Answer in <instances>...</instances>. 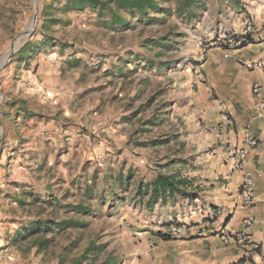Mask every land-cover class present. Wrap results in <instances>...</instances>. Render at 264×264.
Masks as SVG:
<instances>
[{"label": "rangeland", "instance_id": "1", "mask_svg": "<svg viewBox=\"0 0 264 264\" xmlns=\"http://www.w3.org/2000/svg\"><path fill=\"white\" fill-rule=\"evenodd\" d=\"M146 1L141 15L112 0H0V264H101L166 213L152 185L176 151L163 137L172 77L194 71L199 49L264 24V0ZM59 57L61 79L95 84L68 117L39 86L55 82L41 65Z\"/></svg>", "mask_w": 264, "mask_h": 264}, {"label": "crops", "instance_id": "2", "mask_svg": "<svg viewBox=\"0 0 264 264\" xmlns=\"http://www.w3.org/2000/svg\"><path fill=\"white\" fill-rule=\"evenodd\" d=\"M63 59L52 58L41 65V71L50 73L43 74L46 78L56 79L39 81V86L56 110L68 117L74 98L95 84L76 87L78 73L61 79L66 73ZM195 59L194 71L172 77V98L166 108L171 121L163 126L167 144L176 145V151L163 159L170 162L166 176L181 182L176 199L175 192L172 197L164 194L160 204L166 213L156 220L149 217V233L120 238L115 257L101 264H264V111L256 109L258 96L252 91L254 83L264 90V24L258 22L242 46H209L199 49ZM250 60H260L262 67L247 69L244 64ZM88 104L85 113L93 109ZM221 110L229 113V125L219 122ZM108 114L103 111L102 118ZM103 124L99 125L102 129ZM55 130L56 139L67 132L58 123ZM101 134L106 136V132ZM247 136L257 144L247 151L246 167L259 175L253 204L244 207L240 195L243 170L234 167L226 148L242 146ZM248 218L253 220L249 242L242 245L231 237ZM175 224L181 231H171ZM250 242H258L259 247L251 249Z\"/></svg>", "mask_w": 264, "mask_h": 264}, {"label": "built area", "instance_id": "3", "mask_svg": "<svg viewBox=\"0 0 264 264\" xmlns=\"http://www.w3.org/2000/svg\"><path fill=\"white\" fill-rule=\"evenodd\" d=\"M251 35L250 26H247L245 30H243L239 34H232L228 37H225V39L222 41V44L219 45L222 48L227 49H233L237 48L239 46H242L245 44L249 36ZM245 67L247 69H253L262 67V62L260 60H250L247 61L245 64ZM252 91L254 94L258 96V99L256 101V109L258 111H264V90L260 86L259 83H254L252 86ZM219 122L224 125L230 124V115L227 111L221 110L219 112ZM219 127V125H218ZM257 142L254 138L251 136H247L244 140V144L242 146H236V145H228L226 148V156L229 158H232L234 161V167L243 170V178L240 185V195L242 198V205L244 207H249L253 204L254 200V189H255V179L259 175L258 172H255V170L246 167V157H247V151L249 148L256 146ZM252 219L248 218L244 222L243 229L236 232L231 239H234L239 244L246 245L248 240V229L250 225L252 224ZM171 231L179 232L181 231V227L175 224ZM249 246L251 249H255L259 247L258 242H250ZM6 250H0V258H3L5 255ZM264 259V253L263 258Z\"/></svg>", "mask_w": 264, "mask_h": 264}, {"label": "trees", "instance_id": "4", "mask_svg": "<svg viewBox=\"0 0 264 264\" xmlns=\"http://www.w3.org/2000/svg\"><path fill=\"white\" fill-rule=\"evenodd\" d=\"M109 1H102V0H68L69 4L77 5L79 7L83 6H89V7H98L100 10L109 8ZM114 3L121 8H130L133 7L137 8L139 13L141 15L146 14V9L149 5L150 1L146 0H112ZM121 18V17H120ZM22 50V49H21ZM20 50V51H21ZM181 182L172 176H164V175H157L156 180L154 181V184L152 185V195L161 194L164 195L168 192V194L171 196L174 194V192H177L178 185ZM81 210V209H80ZM38 224H41L39 222ZM44 230L47 229V225H42Z\"/></svg>", "mask_w": 264, "mask_h": 264}, {"label": "bare ground", "instance_id": "5", "mask_svg": "<svg viewBox=\"0 0 264 264\" xmlns=\"http://www.w3.org/2000/svg\"><path fill=\"white\" fill-rule=\"evenodd\" d=\"M20 36H16L14 42H13V45H12V48L10 49V51H12L13 49H15L18 45H19V41H20ZM9 53H7L6 55V59H7V56H8ZM1 98V96H0Z\"/></svg>", "mask_w": 264, "mask_h": 264}, {"label": "water", "instance_id": "6", "mask_svg": "<svg viewBox=\"0 0 264 264\" xmlns=\"http://www.w3.org/2000/svg\"><path fill=\"white\" fill-rule=\"evenodd\" d=\"M5 64V62L1 64V66H3ZM0 143H1V130H0Z\"/></svg>", "mask_w": 264, "mask_h": 264}]
</instances>
